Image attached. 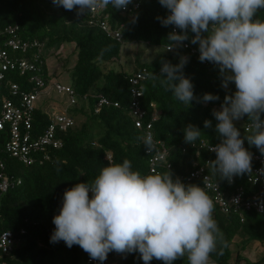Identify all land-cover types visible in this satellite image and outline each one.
I'll return each mask as SVG.
<instances>
[{"label":"trees","instance_id":"obj_1","mask_svg":"<svg viewBox=\"0 0 264 264\" xmlns=\"http://www.w3.org/2000/svg\"><path fill=\"white\" fill-rule=\"evenodd\" d=\"M110 12L113 25L124 24V43L89 26L88 15L77 16L76 9L68 11L63 7H56L52 0H0V28L17 23L24 38L47 41L48 49L55 43L59 46L65 43L76 46V59L72 68L67 63L64 71L62 70L70 72L69 84L77 96L75 106L69 109V114L75 117L76 123L58 134L63 140V146L52 152L51 160L42 164L21 163L5 151L4 144L8 135L0 131V160L8 174L22 180L21 184L8 191L0 203V231L11 230L16 235L25 231L20 235L22 244L8 259V264H88L89 255L78 245L69 248L63 241L50 242L55 230L53 217L59 214L65 190L80 182H93L109 162L122 163L124 159L130 160L134 171H139L142 175L152 173L143 141L144 132L135 126L129 109V77L140 68L147 67L151 71L144 82L143 105L150 114L154 110L158 111L159 119L153 126L154 137L164 142L168 149L166 161L159 164L156 173L170 171L174 179L178 177L185 185H198L197 181L188 182L187 175L196 163L205 164L208 158L211 161L216 159L213 154L201 148L200 143H220L221 138L215 127L218 121L212 115V110L220 109L226 95L234 94L235 84H229L228 88L222 87L219 68L210 62L204 64L183 47H176L170 52L166 50V46L170 44L167 38L172 32V26H163L157 19L169 14L159 0H141L135 17L114 8ZM257 18L264 19V10L257 13ZM189 35L191 38L194 34ZM141 42L155 49H164L151 61L138 60L133 71L114 67L104 69V64L120 59L125 44ZM185 42L198 48V44L193 45L191 39ZM61 53L58 50L56 55L60 56ZM49 54V50H45L40 58L47 82L56 77V71L48 75ZM183 55L188 57L184 74L194 85V95L202 98L205 93H211L218 95L219 100L207 103L193 100L191 105L185 106L161 84V77H152L151 74L160 75L162 61L178 64ZM101 94L119 102L120 106L104 105L96 112L97 96ZM77 117H81V120L78 121ZM206 120L211 121L212 127H204ZM50 121L49 109L38 106L34 116L37 131L44 130ZM247 123V116L234 121L241 132V138L249 134L245 128ZM189 124L201 130L195 147L184 140V129ZM244 147L251 153L261 154L246 139ZM167 164L170 165L169 168L166 167ZM207 171L223 187H228L229 182L220 180L218 173L210 165ZM244 184V177L236 176L231 188ZM214 209L213 218L223 239L218 242L217 250L211 253L209 263L264 264V214L250 212L241 221L238 214H225L216 205ZM236 236L248 241L263 242L261 256L255 261L246 259L242 262V254L237 250L233 259L231 246ZM107 258L119 264H144L138 252L121 254L112 251ZM151 264L164 262L153 259ZM174 264H188V261L184 257Z\"/></svg>","mask_w":264,"mask_h":264},{"label":"clouds","instance_id":"obj_2","mask_svg":"<svg viewBox=\"0 0 264 264\" xmlns=\"http://www.w3.org/2000/svg\"><path fill=\"white\" fill-rule=\"evenodd\" d=\"M56 7L77 10V16L95 13L111 5L126 10L132 0H52ZM168 10L157 17L163 26L179 31L168 35V50L191 39L198 44L199 60L219 68L222 87L234 83V94L226 95L212 115L218 121L220 143L210 146L216 159L209 161L220 180L233 182L236 176L252 173V153L246 139L264 155V0H159ZM194 34L191 36L189 34ZM187 56L178 64L162 61L161 84L185 106L193 100L207 103L218 95H194V85L184 74ZM248 117V133L241 138L234 121ZM205 128L212 127L210 120ZM201 130L189 124L185 143L195 144ZM149 152L154 149L150 134L143 138ZM264 173V169L260 170ZM206 180V178H205ZM205 183V181H204ZM185 185L170 171L142 175L130 160L112 163L100 170L91 183L80 182L66 189L59 214L53 217L55 230L50 242L78 245L93 260L103 262L110 252L140 254L144 264L153 259L174 264L187 258L188 264H209L223 234L213 218L214 202L205 188ZM226 246V242L225 245Z\"/></svg>","mask_w":264,"mask_h":264},{"label":"built area","instance_id":"obj_3","mask_svg":"<svg viewBox=\"0 0 264 264\" xmlns=\"http://www.w3.org/2000/svg\"><path fill=\"white\" fill-rule=\"evenodd\" d=\"M141 0H132L126 10H120L123 14L133 17L139 10ZM111 5L107 8L98 9L95 13L88 14V25L104 33L107 37L117 42L124 43V24L113 25L111 22ZM172 31H179L171 27ZM45 42L38 39H28L22 36V29L19 24H9L0 28V131L8 135L4 144L5 151L23 164L44 163L50 161L52 152L63 146V140L59 133L67 131L76 123V119L69 113L60 112L51 114L50 123L44 130L38 132L34 125V116L37 109L39 96L46 90L52 82L53 87L59 93H66L71 104H75L77 96L70 84L59 80L45 79V71L41 56L44 53ZM169 45L166 46L168 52ZM185 50L199 58V50L191 46L188 42L183 43ZM187 56V55H183ZM207 64L208 62H203ZM151 71L147 67H142L132 73L129 77L130 101L129 109L134 119L135 126L144 132V137L148 134L153 139L154 149L146 154L149 158L151 172H157L160 163L166 161L168 153L167 146L161 140L154 137L153 126L159 119V113L154 110L151 114L143 105L144 82L149 78ZM52 72L49 71L48 75ZM18 79H20L18 81ZM114 105L119 107V102H114L104 95L97 96L96 112L104 105ZM154 106V104H151ZM249 124H245L246 130ZM210 144L205 141L200 143V147L210 152L216 157V153L209 150ZM194 147L196 144L193 145ZM252 173L243 175L246 180L244 185L229 183L228 187L215 180L208 173V158L205 164L196 163L194 169L187 175L188 182H199L200 187L206 192L216 205L225 214H238L241 221H244L246 214L256 212L264 214V155L252 153ZM0 203L8 191L19 184L22 180L15 175L5 171V165L0 160ZM166 167H170L169 164ZM206 178V180H205ZM205 181V183H204ZM22 230L16 235L11 230L0 231V264H8V259L13 256L14 251L22 244L20 235ZM88 264H119V262L107 258L105 261L88 259ZM215 264V263H209Z\"/></svg>","mask_w":264,"mask_h":264},{"label":"rangeland","instance_id":"obj_4","mask_svg":"<svg viewBox=\"0 0 264 264\" xmlns=\"http://www.w3.org/2000/svg\"><path fill=\"white\" fill-rule=\"evenodd\" d=\"M163 49V47H158L155 49L149 44L142 42L128 43L123 46L122 54L118 61L104 64L103 67L104 69L114 67L133 71L136 68L138 60L141 62L151 61L158 55L159 52L163 51ZM43 50H49L50 54L47 58V64L50 71H56V77L52 80H59L69 84L70 72H63V69L67 63H69V67L72 68V64L76 59L75 44L65 43L59 46L57 43H55L51 48L48 49V42L46 41ZM58 50L60 53L62 52L60 56L56 55ZM52 84L53 83L51 82L46 90L39 96L37 106H46L51 114L60 112L69 113V109L73 108L75 104L70 103L68 94L57 92ZM77 120L80 121L81 117H77ZM231 250L233 251V259L235 258L236 251L239 250L242 254V262H244L246 259L255 261L262 254L263 242L259 240L248 241V239L242 238L241 236H236L234 243L231 246Z\"/></svg>","mask_w":264,"mask_h":264}]
</instances>
